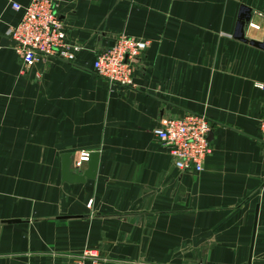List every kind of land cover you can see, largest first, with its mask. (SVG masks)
Returning a JSON list of instances; mask_svg holds the SVG:
<instances>
[{
  "label": "crops",
  "instance_id": "0c3cea01",
  "mask_svg": "<svg viewBox=\"0 0 264 264\" xmlns=\"http://www.w3.org/2000/svg\"><path fill=\"white\" fill-rule=\"evenodd\" d=\"M28 1L0 0V264H264V0H55L80 50L25 67L6 33ZM120 33L147 41L129 87L92 72ZM187 114L210 127L198 173L152 133ZM80 152L94 179L62 182Z\"/></svg>",
  "mask_w": 264,
  "mask_h": 264
},
{
  "label": "built area",
  "instance_id": "2783aa9c",
  "mask_svg": "<svg viewBox=\"0 0 264 264\" xmlns=\"http://www.w3.org/2000/svg\"><path fill=\"white\" fill-rule=\"evenodd\" d=\"M55 0H29L24 6L11 2L10 8L20 12L17 23L6 35L11 41V49L23 66L29 67L36 58L43 61L54 59L72 62L80 46L72 42L55 10ZM253 29L258 27L250 25ZM264 34V30H263ZM147 47V41L115 35L112 44L97 54L92 62V72L112 85L129 87L134 63L140 59ZM255 89L264 91V84H254ZM210 127L202 115L187 114L178 119L166 120L153 129L152 133L159 145L172 160L178 171L202 170V162L210 153L208 133ZM258 130L264 140V107L258 121ZM88 153L80 152L78 161L85 163ZM90 205V201L86 206ZM83 256L93 254L84 252ZM73 264H83L76 259Z\"/></svg>",
  "mask_w": 264,
  "mask_h": 264
},
{
  "label": "water",
  "instance_id": "95a60500",
  "mask_svg": "<svg viewBox=\"0 0 264 264\" xmlns=\"http://www.w3.org/2000/svg\"><path fill=\"white\" fill-rule=\"evenodd\" d=\"M248 21V13L247 15H243L242 12L239 14L238 20L236 22L235 29V38L238 40L243 39V29L245 24ZM252 45L259 47L260 43H256L254 41H249ZM68 154H64L61 156V180L62 182L68 184H76L83 183L86 179L92 180L95 177V171L97 166V153L92 152L87 156L86 168L81 174H77L70 167L71 162ZM9 223H14L17 221H8Z\"/></svg>",
  "mask_w": 264,
  "mask_h": 264
}]
</instances>
